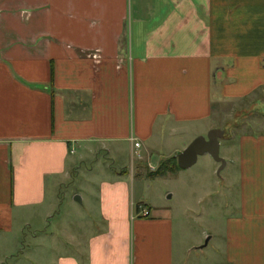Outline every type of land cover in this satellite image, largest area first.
<instances>
[{
  "label": "crops",
  "instance_id": "crops-1",
  "mask_svg": "<svg viewBox=\"0 0 264 264\" xmlns=\"http://www.w3.org/2000/svg\"><path fill=\"white\" fill-rule=\"evenodd\" d=\"M260 102L264 0H0V264L23 228L39 245L48 190L78 160L100 148L156 169L219 105ZM230 137L222 170H237V200L221 264H264V132ZM93 170L94 231L50 264H180L171 212L134 203L130 169Z\"/></svg>",
  "mask_w": 264,
  "mask_h": 264
},
{
  "label": "rangeland",
  "instance_id": "rangeland-1",
  "mask_svg": "<svg viewBox=\"0 0 264 264\" xmlns=\"http://www.w3.org/2000/svg\"><path fill=\"white\" fill-rule=\"evenodd\" d=\"M260 103L263 106L254 108H250L248 104L219 105L205 125L207 128L230 132L232 140L246 130L252 129L255 134L264 132V102ZM242 109L243 112L248 110V114L246 112L240 117L239 112ZM238 124L240 126L236 128L235 125ZM210 129L187 135L183 142L184 148L197 136H206ZM227 142L228 140L224 138L219 140V155L222 158L226 155L224 147ZM172 154L174 155V151ZM71 156L74 157L73 154ZM116 156H109L106 150L98 148L94 156L83 162L78 160L73 168L68 170L67 178L60 182L59 187L57 186V189L50 187L48 190L50 200L54 199V205L48 222L41 227L39 245L33 239V234L37 232L36 228H23L17 235V242L15 237H11L12 243L9 248L11 250H7L10 251L8 252L10 259L5 260L4 264H12L18 257L20 259L17 264H34L28 259L37 256L43 258H37L40 263L50 264L58 255L68 252L67 245L73 239L81 240L94 231L93 220L97 202L94 195L90 202L86 201L84 197L86 182L82 179L85 177L88 179L86 174L94 169L97 180L101 174L100 166L124 168L127 171L130 169L134 174L131 181L134 203L140 201L151 206L153 210L171 212L174 221V247L180 264H221L224 224L227 217L234 214L237 200L235 197L237 170L233 171L232 178L229 169L217 174L219 164L209 156L203 155L199 156L188 170H178L175 173L149 178V172L155 169L146 164L135 167L136 157L134 156L131 161L127 152ZM151 159L156 165V158ZM227 173L231 179L227 177ZM93 189L97 188L93 186ZM76 195L82 197L80 203L74 200ZM168 196L170 197L167 198ZM42 233L47 235L41 236ZM206 241L207 244L204 246ZM62 243L65 244L63 247L60 246ZM2 253L4 249L0 247V254ZM12 256L17 257L12 261V258H15Z\"/></svg>",
  "mask_w": 264,
  "mask_h": 264
},
{
  "label": "water",
  "instance_id": "water-1",
  "mask_svg": "<svg viewBox=\"0 0 264 264\" xmlns=\"http://www.w3.org/2000/svg\"><path fill=\"white\" fill-rule=\"evenodd\" d=\"M224 136V130L211 129L207 132L206 136H197L194 138L175 156L178 169L187 170L196 163L199 156L208 155L215 163L219 164L216 172L219 174L225 166V160L219 155V140L223 139ZM74 200L79 203L81 202L78 195L74 197ZM206 244L207 241L204 246Z\"/></svg>",
  "mask_w": 264,
  "mask_h": 264
},
{
  "label": "trees",
  "instance_id": "trees-1",
  "mask_svg": "<svg viewBox=\"0 0 264 264\" xmlns=\"http://www.w3.org/2000/svg\"><path fill=\"white\" fill-rule=\"evenodd\" d=\"M178 170L180 169L177 167L176 158L171 157L162 161L153 172H149V178L159 177L167 173H175Z\"/></svg>",
  "mask_w": 264,
  "mask_h": 264
},
{
  "label": "built area",
  "instance_id": "built-area-1",
  "mask_svg": "<svg viewBox=\"0 0 264 264\" xmlns=\"http://www.w3.org/2000/svg\"><path fill=\"white\" fill-rule=\"evenodd\" d=\"M130 141L133 143L134 148L139 147V143L134 142V139H130ZM149 214H150V211L147 208V206L142 205V204H138V205L134 206L133 215L135 217H147V216H149Z\"/></svg>",
  "mask_w": 264,
  "mask_h": 264
}]
</instances>
